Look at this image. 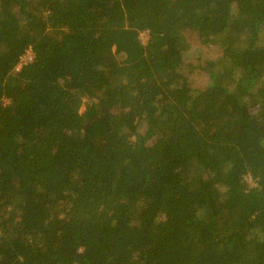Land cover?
Masks as SVG:
<instances>
[{
  "label": "trees",
  "instance_id": "1",
  "mask_svg": "<svg viewBox=\"0 0 264 264\" xmlns=\"http://www.w3.org/2000/svg\"><path fill=\"white\" fill-rule=\"evenodd\" d=\"M0 264H264V0H0Z\"/></svg>",
  "mask_w": 264,
  "mask_h": 264
},
{
  "label": "rangeland",
  "instance_id": "2",
  "mask_svg": "<svg viewBox=\"0 0 264 264\" xmlns=\"http://www.w3.org/2000/svg\"><path fill=\"white\" fill-rule=\"evenodd\" d=\"M147 37H148L147 33L142 34L143 40H147ZM186 37L192 43V48L188 52H186V60L188 62L190 61L195 62V60L199 57L201 53L203 54V52L205 55H208L210 57L214 56L213 55L214 51L209 50L208 47H204L203 52H202V49L199 44L195 31L186 33ZM192 73H193L192 79L194 80L195 84H197L198 86L203 85L207 82V76L203 72H200L198 69H195L192 71ZM248 183L250 185L254 184L253 180L251 179H248Z\"/></svg>",
  "mask_w": 264,
  "mask_h": 264
},
{
  "label": "built area",
  "instance_id": "3",
  "mask_svg": "<svg viewBox=\"0 0 264 264\" xmlns=\"http://www.w3.org/2000/svg\"><path fill=\"white\" fill-rule=\"evenodd\" d=\"M33 58V55L31 53H29L28 55H26L24 57V61L27 62V61H30L31 59Z\"/></svg>",
  "mask_w": 264,
  "mask_h": 264
}]
</instances>
